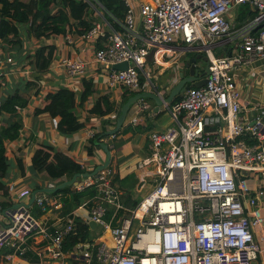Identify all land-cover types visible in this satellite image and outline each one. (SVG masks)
Segmentation results:
<instances>
[{
	"label": "built area",
	"instance_id": "1",
	"mask_svg": "<svg viewBox=\"0 0 264 264\" xmlns=\"http://www.w3.org/2000/svg\"><path fill=\"white\" fill-rule=\"evenodd\" d=\"M87 1L98 13L101 9L106 13L99 0ZM123 1L128 10L121 29L108 19L97 20L96 12L95 27L80 35L93 45V61L108 75L111 86L144 90L141 77L151 80L153 49L159 61L158 56L169 50L165 48L177 42L197 46L207 57L209 72L203 86L190 85L171 104L165 101L170 87L157 90L173 125L166 131L150 132L153 153L139 162L145 177L154 182L150 194L136 205H126L110 166L78 183V190L97 189L87 201L84 219L96 223L97 236L83 244V258L77 259L83 264L257 262L264 258V110L253 123L243 120L236 72L264 58V0H147L138 7L132 0ZM244 3L257 14L236 28L228 13ZM101 37L106 40L97 47ZM223 38L234 41L231 54L217 52ZM13 61L0 52V82L1 68ZM125 61L127 69L115 68ZM61 63L72 79L83 75L89 65L84 59L66 56ZM201 73L202 69L198 79L204 77ZM145 109L146 105H140L139 110ZM131 120L136 122L138 117ZM52 122L58 126L59 120L53 117ZM15 188L10 186L11 191ZM30 194L25 189L19 197ZM34 203L43 211L62 207L49 193H38ZM110 209L113 213L107 219ZM76 217L74 212L65 214L60 217L62 226L50 229L22 206L9 212V225L0 224L4 226L0 248L9 245L24 252L27 238L42 234L56 247L57 255H64L62 244L75 229ZM71 259L58 258L53 264H73Z\"/></svg>",
	"mask_w": 264,
	"mask_h": 264
},
{
	"label": "crops",
	"instance_id": "2",
	"mask_svg": "<svg viewBox=\"0 0 264 264\" xmlns=\"http://www.w3.org/2000/svg\"><path fill=\"white\" fill-rule=\"evenodd\" d=\"M27 1V0H23ZM147 0H132L138 7L140 3ZM101 9V8H99ZM93 17H96L98 10L91 7ZM101 13V14H100ZM97 12V20L107 22L108 14ZM105 14V16H103ZM257 10H252L247 3L234 7L229 13L228 18L231 23L238 28L243 20L254 17ZM109 16V15H108ZM55 45L56 54L45 72H39L33 63V56L36 50L41 46ZM165 49L162 57L158 56L155 60L154 49L149 58L151 80L145 76V89L142 91H131L122 86H111L108 83V75L94 63V47L90 42L82 40L80 35L67 32L61 35H51L49 37L36 38L27 34L26 28L21 27L17 36L9 35L6 39H0V52L3 58L12 56L13 62L7 63L2 67L3 76L0 82V102L2 103L10 94L19 92L27 99L26 105L17 109L16 112H3L0 117V132H2L11 122L19 117L23 122V127L17 138L6 143V154L11 162V168L8 175L0 176V207L7 208L16 201L29 202L32 192L45 187H54L56 184L69 178L53 179L46 172H38L32 169V159L40 145H50L56 152L66 151L74 160L85 167L87 173L93 172L98 166L107 162L108 153L103 146H95L92 153H89L90 141L93 135L104 131L105 133L116 126L117 119L121 113L124 103L133 95L139 92H158L166 87H170L165 93L168 98L172 89L181 79V74L189 76L187 63L201 53L195 45L174 43ZM234 51V41L229 38H223L221 46L217 52L224 53ZM81 58L86 60L89 65L86 72L77 79H72L67 70L61 63V57ZM199 58L196 61V67L199 68ZM239 89L241 93V102L243 112L241 117L249 123H253L260 110H264V58L255 63L244 66L236 72ZM84 80H91L95 91L85 101L80 102L79 97L85 89ZM67 87L76 93L77 104L75 112L82 127L71 133H65L59 130L52 122L53 117L48 112L38 113L37 110L44 108L49 102L47 96ZM158 90V91H157ZM163 93V92H162ZM159 95V94H158ZM178 96L171 101L166 100L168 104L175 101ZM103 96H107L113 102L115 110L107 114L92 113L91 109L96 102ZM140 102L133 104L129 110L126 122L117 135H107L101 139L102 144H107L111 153V159L108 166L112 167L122 180L118 185L123 192V197L130 196L132 201H137L130 193L131 188L123 186V182L129 177L136 181L139 188H143L146 183H152L153 180L145 177L143 171L139 168V162L150 157L153 153L149 134L152 131H166L173 125V118L167 109V104L161 97V104H158L154 98H142ZM163 105L166 108H163ZM140 105H146V109L139 110ZM120 110V112H119ZM136 115L138 120L132 122ZM58 120L60 119L57 117ZM23 166H19L20 161ZM107 166V167H108ZM94 176V175H89ZM89 176H81L82 179ZM15 185V191H11V198L3 194L2 185ZM78 185V184H77ZM74 185L72 190H78ZM28 189L30 195L19 197L21 191ZM51 194V193H49ZM61 203V208H48L39 216L43 219L50 229L60 224L66 199L71 197V193L51 194ZM86 198L79 206L75 207L69 213H75L83 221L88 213V204ZM124 200V198H123ZM139 202V201H138ZM8 203L10 205H8ZM6 204V205H4ZM33 204L30 208L34 211ZM37 206V211H39ZM3 216L0 215V219ZM94 229V228H93ZM94 236L97 232L94 231ZM111 243L109 236L105 238ZM84 243L79 244L73 251H64V255H57V249L53 243L42 234L30 236L23 243L24 252L15 250L9 245H3L0 248V264H53L58 262V258H72L73 264H81L83 261L77 258H83L85 252ZM28 252L29 258H38L39 262L33 263L23 255ZM83 264V263H82ZM257 264H264V258L257 261Z\"/></svg>",
	"mask_w": 264,
	"mask_h": 264
},
{
	"label": "trees",
	"instance_id": "3",
	"mask_svg": "<svg viewBox=\"0 0 264 264\" xmlns=\"http://www.w3.org/2000/svg\"><path fill=\"white\" fill-rule=\"evenodd\" d=\"M103 5L106 14L112 15L118 22H113L116 29H121V23L124 21L128 7L123 0H99ZM91 5L87 0H0V39H6L9 35H19L21 27L26 28L29 36L38 39L49 37L51 35L66 34L68 31L77 35H85L95 27V22L91 14ZM106 17L109 18L107 15ZM106 37H101L97 47H102ZM56 54L55 45H46L39 47L34 56L33 63L39 72L48 70ZM145 78L141 77V86L143 87ZM85 89L79 97L80 102H85L95 91L91 80H84ZM180 97V96H179ZM177 97L175 100L179 99ZM48 103L44 108L38 109V113L48 112L52 117H59L58 128L65 133H71L79 130L83 123L79 122L75 112L77 104L76 93L63 87L55 93L47 96ZM27 99L19 92L10 94L0 106V117L3 112H16L18 107L26 105ZM114 104L107 96L101 97L94 107L92 113L107 114L114 111ZM120 112V110H119ZM23 127V122L19 117L11 122L2 132H0V176L8 175L11 168V162L6 154V143L17 138ZM117 135V134H115ZM104 131L93 135L90 141L89 153L95 146L102 144L101 139L106 137ZM20 161V160H19ZM23 166V162H19ZM32 169L38 172H46L51 178H72L75 174H84L87 171L82 165L66 151L56 152L50 145H40L32 159ZM120 177L117 173L113 175V182L120 183ZM3 194L6 197H12L10 186L2 185ZM71 193V197L66 199V204L62 214H68L75 207L79 206L86 198L96 195L95 186L87 187L83 190H72L66 187L58 192L51 193ZM128 206H133L138 201H132L130 196L123 197ZM6 205V204H4ZM8 205H10L8 203ZM113 213L110 209L106 218L109 219ZM39 217L44 212H33ZM120 214V213H119ZM95 239L94 230L90 224L83 221L80 217L75 218V229L66 236L63 241V251H73L79 244L92 242ZM23 257L30 259L33 263L39 262L38 258H29L28 252Z\"/></svg>",
	"mask_w": 264,
	"mask_h": 264
},
{
	"label": "water",
	"instance_id": "4",
	"mask_svg": "<svg viewBox=\"0 0 264 264\" xmlns=\"http://www.w3.org/2000/svg\"><path fill=\"white\" fill-rule=\"evenodd\" d=\"M227 52H230V51H227ZM230 54H231V52H230ZM197 58L204 59V60L208 61L207 57L203 53H200L198 55V57L193 58L191 61H189L187 63V66L189 68V76H185L184 73L181 74L180 81L172 89L169 97L165 98V101L166 100L171 101L173 97L178 96L181 92H183L190 85H193L196 87H201L207 82L206 74L209 72L208 62H207V65L205 66V68L202 70V73H201L204 77L202 79H198V76H199L201 69L196 67ZM128 66H129V63L127 61H125V62H121V63L115 65V68L127 69ZM146 97L154 98L158 104H161L160 96L156 92H139V93H136L135 95L131 96L124 103V105L122 106V109H121V113L117 119L116 126L112 130L107 131L106 134L107 135H115L117 132H119L120 129L122 128V126L124 125V123L126 122V119H127V116H128V113H129L131 106L133 104H135L137 101H139L141 98H146ZM100 146H103L108 153V159H107V162L105 164L98 166L91 173H87V172L84 174L77 173L72 178L67 179V180H63V181L59 182L58 184H56V186H54V187H45V188H42L40 190H35L34 192H32L29 202L14 203L12 206L7 207V208H1L0 207V215L3 216V218L0 219V224H2V223H4L5 225L10 224V218H9V212L10 211H14V210H16L22 206H25L27 208H31L35 202V199H36L38 193H55V192H58V191L66 188V187L77 185L78 184V178L81 176L98 175L97 173L100 170L106 168L109 165L110 159H111V153L109 151L108 145L107 144H101ZM90 225L92 228L96 227V223L94 221H90ZM0 228L3 229L4 226L2 225V227H0Z\"/></svg>",
	"mask_w": 264,
	"mask_h": 264
},
{
	"label": "rangeland",
	"instance_id": "5",
	"mask_svg": "<svg viewBox=\"0 0 264 264\" xmlns=\"http://www.w3.org/2000/svg\"><path fill=\"white\" fill-rule=\"evenodd\" d=\"M152 62V61H150ZM206 60L204 59H200L198 64H199V68L200 69H204L205 66L207 65ZM163 108L165 109L166 106L163 105ZM132 177H129L126 181L123 182V186H127V187H133L131 188L132 191H130V193L133 195V197L137 200V201H141L143 198H145L148 194H150V192L154 189V186H152V183H146V185L143 188H139L136 185V181L134 180H130ZM71 187V186H70ZM72 188H74V186H72ZM34 211H37V206H34ZM59 226H62V223L60 222V224H58ZM253 264H257L256 261L253 262Z\"/></svg>",
	"mask_w": 264,
	"mask_h": 264
}]
</instances>
